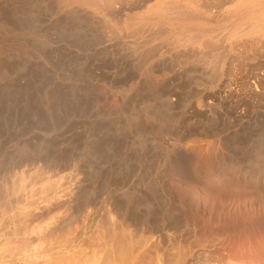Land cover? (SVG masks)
<instances>
[{"label":"rangeland","instance_id":"obj_1","mask_svg":"<svg viewBox=\"0 0 264 264\" xmlns=\"http://www.w3.org/2000/svg\"><path fill=\"white\" fill-rule=\"evenodd\" d=\"M57 2L0 0V264H119L118 230L124 264H264V0Z\"/></svg>","mask_w":264,"mask_h":264},{"label":"bare ground","instance_id":"obj_2","mask_svg":"<svg viewBox=\"0 0 264 264\" xmlns=\"http://www.w3.org/2000/svg\"><path fill=\"white\" fill-rule=\"evenodd\" d=\"M69 1L70 0H58V2H59V5H64V6H70V5H74V6H76V7H86V8H89V9H91V10H96V11H100V12H103V11H113V12H115V11H119L120 9H122L123 8V6H125L122 2H124L125 0H71L70 1V3H69ZM131 1V0H130ZM146 1V0H145ZM227 1L228 0H216V2H215V0H214V2H215V4L217 3L218 4V6L217 7H219V6H223V4L224 3H227ZM57 2V3H58ZM126 2H127V0H126ZM137 2H139V1H137ZM203 2V1H202ZM208 2V1H207ZM210 2V1H209ZM213 2V3H214ZM128 3V2H127ZM134 3V2H133ZM28 4V3H27ZM208 4V3H207ZM214 4V5H215ZM123 5V6H122ZM127 5L128 4H126V6H125V8L127 7ZM133 4H131V6H132ZM135 5V4H134ZM202 5V4H201ZM63 6V7H64ZM141 6V5H140ZM205 6V5H204ZM208 6V5H207ZM206 6V7H207ZM139 7V6H138ZM62 8V7H61ZM216 8V7H215ZM74 9V8H73ZM218 9V8H217ZM59 11V10H58ZM72 12V11H71ZM116 12V13H117ZM210 12V11H209ZM32 13V12H31ZM89 13V12H88ZM21 15V14H20ZM77 15V14H76ZM3 17V16H2ZM6 17V16H5ZM122 17V16H121ZM19 20V19H18ZM80 20V19H79ZM89 20V19H88ZM120 20V19H119ZM22 21V20H21ZM102 21V20H101ZM12 22V21H11ZM14 22V21H13ZM16 22V21H15ZM21 24H23V22L21 23ZM133 24V23H132ZM97 25H98V23H97ZM101 25V24H100ZM20 26V25H19ZM126 26H128V24L126 25ZM104 28V27H103ZM105 29V28H104ZM136 29V28H135ZM138 29V28H137ZM165 29V28H164ZM157 30V29H156ZM160 30V29H159ZM133 31V30H132ZM131 31V32H132ZM108 32H110V34H113V35H118V33H117V31L115 30V29H112L111 27H110V29L108 28ZM135 32V31H134ZM133 32V33H134ZM139 32V31H138ZM138 32H135V33H138ZM145 32V31H144ZM158 32V30L156 31V33ZM161 32V34H162V32H165V31H160ZM159 32V33H160ZM101 33V32H100ZM134 33V34H135ZM154 34L153 35H156V33H155V31L153 32ZM158 33V34H159ZM132 34V33H131ZM150 35V34H149ZM152 35V34H151ZM148 36V35H147ZM146 37V36H145ZM113 39V38H112ZM223 40V39H222ZM141 42V41H140ZM143 42V41H142ZM141 42V43H142ZM146 42V41H145ZM147 42H148V40H147ZM146 42V43H147ZM101 44V43H100ZM138 44H140V43H138ZM160 44V43H159ZM210 44V43H209ZM112 45H114V44H112ZM218 46V45H217ZM216 46V47H217ZM162 47V46H161ZM164 47V46H163ZM209 47V46H208ZM207 47V48H208ZM215 47V48H216ZM129 48V50L130 49H133V53L132 54H134V55H138L139 56V54H140V52H138V47L137 46H132V47H128ZM127 49V48H126ZM155 49V47L153 48V49H151V52H152V50H154ZM211 49V48H210ZM124 50V49H123ZM157 50V49H156ZM207 50H209V48L207 49ZM213 50H217V49H213ZM116 51V50H115ZM117 52V51H116ZM144 52V51H143ZM146 52V51H145ZM145 52H144V54H145ZM196 53V52H195ZM223 53V52H222ZM143 54V53H142ZM151 54V53H150ZM108 55V54H107ZM148 56V55H147ZM146 56V57H147ZM150 56V55H149ZM148 56V57H149ZM151 56H153V55H151ZM198 55H197V53L195 54V62H194V64L196 63V65H200V66H202L204 69H205V71H207V74L205 75V78L206 79H208V81H210V80H214L216 77H217V75H218V73H219V63H220V61H221V52H219V51H216V52H208V53H203L202 55H200L199 57H197ZM142 57V56H141ZM194 61V60H193ZM192 61V62H193ZM143 62V61H142ZM263 68V67H262ZM262 76V75H261ZM124 78V77H123ZM204 78V80H206ZM263 78V77H262ZM210 79V80H209ZM203 80V79H202ZM203 80V81H204ZM258 81H262V80H258ZM119 82V81H118ZM209 83H211V81L209 82ZM206 84V83H205ZM124 85V84H123ZM115 86V85H114ZM167 86V85H166ZM262 86H263V84H262ZM203 87V86H202ZM140 88V87H139ZM260 88V87H259ZM254 89V88H253ZM256 92V91H255ZM165 93V92H164ZM141 96V95H140ZM165 96V95H164ZM147 97V96H146ZM149 98V97H148ZM130 100V99H129ZM151 100V99H150ZM163 100V99H162ZM144 101V100H143ZM168 101V100H167ZM127 102V101H126ZM132 102V101H131ZM142 102V101H141ZM167 103V102H166ZM133 104V103H132ZM161 104V103H160ZM256 180V179H255ZM254 180V181H255ZM1 193V192H0ZM50 194V193H49ZM48 194V195H49ZM52 194V193H51ZM56 194V193H55ZM55 195H53V197H54ZM47 199V198H46ZM175 227V226H174ZM114 231V230H113ZM119 231V230H118ZM111 232L112 233V238H111V240H110V244H109V247H110V249H108L107 251V256L109 257V255L110 254H108V253H111V250H114L113 252V256H116V258H117V260H118V262H119V264H124L126 261H125V259L126 258H128V256L127 255H125V252L124 251H126V247L127 246H125L124 245V243H125V239H123L124 237H126V236H123V235H125V234H122V232H121V230L119 231V232ZM131 242V241H130ZM126 244V243H125ZM108 247V248H109ZM128 248V247H127ZM256 248V247H255ZM115 253H116V255H115ZM125 256H127L126 258H125ZM113 258H115V257H113ZM108 259V258H107ZM110 259H111V257H110ZM110 259H108L109 261H111ZM109 261H107V262H109Z\"/></svg>","mask_w":264,"mask_h":264},{"label":"crops","instance_id":"obj_3","mask_svg":"<svg viewBox=\"0 0 264 264\" xmlns=\"http://www.w3.org/2000/svg\"><path fill=\"white\" fill-rule=\"evenodd\" d=\"M158 20L157 19H152V21H151V23H150V26H151V28L152 29H156L157 28V25H158ZM141 39H142V37H141ZM155 47V49L154 50H152V53L153 54H157L158 52H159V46H158V43H155V42H153L152 44H151V46H150V49H153ZM157 49V50H156Z\"/></svg>","mask_w":264,"mask_h":264}]
</instances>
